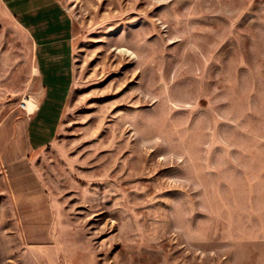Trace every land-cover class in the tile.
I'll return each instance as SVG.
<instances>
[{
    "label": "rangeland",
    "instance_id": "rangeland-1",
    "mask_svg": "<svg viewBox=\"0 0 264 264\" xmlns=\"http://www.w3.org/2000/svg\"><path fill=\"white\" fill-rule=\"evenodd\" d=\"M60 2L72 84L28 149L0 0V264H264V0Z\"/></svg>",
    "mask_w": 264,
    "mask_h": 264
},
{
    "label": "crops",
    "instance_id": "crops-1",
    "mask_svg": "<svg viewBox=\"0 0 264 264\" xmlns=\"http://www.w3.org/2000/svg\"><path fill=\"white\" fill-rule=\"evenodd\" d=\"M30 35L40 95L26 112L24 143L38 148L55 137L73 78L72 22L60 0H2ZM25 109V108H24ZM26 111V110H25Z\"/></svg>",
    "mask_w": 264,
    "mask_h": 264
},
{
    "label": "bare ground",
    "instance_id": "bare-ground-1",
    "mask_svg": "<svg viewBox=\"0 0 264 264\" xmlns=\"http://www.w3.org/2000/svg\"><path fill=\"white\" fill-rule=\"evenodd\" d=\"M23 108H25L27 111H30V112L34 110V109H33V106L30 104L29 101H26V102L24 103Z\"/></svg>",
    "mask_w": 264,
    "mask_h": 264
}]
</instances>
